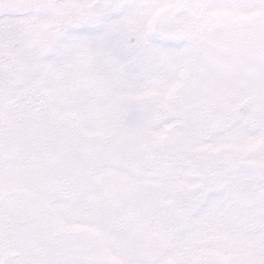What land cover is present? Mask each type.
Returning a JSON list of instances; mask_svg holds the SVG:
<instances>
[{
    "label": "snow or ice",
    "instance_id": "obj_1",
    "mask_svg": "<svg viewBox=\"0 0 264 264\" xmlns=\"http://www.w3.org/2000/svg\"><path fill=\"white\" fill-rule=\"evenodd\" d=\"M0 264H264V0H0Z\"/></svg>",
    "mask_w": 264,
    "mask_h": 264
}]
</instances>
